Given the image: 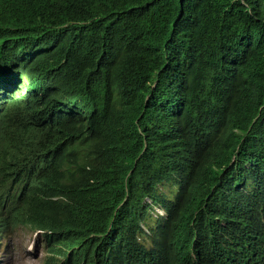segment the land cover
<instances>
[{
    "label": "trees",
    "instance_id": "16d2710c",
    "mask_svg": "<svg viewBox=\"0 0 264 264\" xmlns=\"http://www.w3.org/2000/svg\"><path fill=\"white\" fill-rule=\"evenodd\" d=\"M242 1L0 0V239L43 232L45 264H264V0Z\"/></svg>",
    "mask_w": 264,
    "mask_h": 264
},
{
    "label": "rangeland",
    "instance_id": "374dc122",
    "mask_svg": "<svg viewBox=\"0 0 264 264\" xmlns=\"http://www.w3.org/2000/svg\"><path fill=\"white\" fill-rule=\"evenodd\" d=\"M175 189L174 184L168 183L163 191L173 197ZM162 215L164 213L159 207L151 214L142 238L146 245L150 244V227H155L158 217ZM45 259L46 246L41 234L26 228L17 230L10 239L0 244V264H44Z\"/></svg>",
    "mask_w": 264,
    "mask_h": 264
},
{
    "label": "clouds",
    "instance_id": "9594fccd",
    "mask_svg": "<svg viewBox=\"0 0 264 264\" xmlns=\"http://www.w3.org/2000/svg\"><path fill=\"white\" fill-rule=\"evenodd\" d=\"M236 1H238V0H236ZM242 4H245V8H248V5L246 4V1H245V0L242 1ZM168 183H172V184H174V186H175V188H176V189H175V192H174V196H175V195L178 193V190H179V185H178L177 179H171L170 181L165 182V183L160 187V191H161V193H163V194H165V195L167 196V194L163 191V189L166 187V184H168ZM174 196H173V197H174ZM173 197L167 196L168 199H173ZM155 208H156V207H155ZM155 208H154V210H155ZM159 208L163 211L164 215L158 217L155 227H150V230H149V231H150V234H151V235L149 236L150 244L147 245L148 247L151 245V240H152V230H153L154 228H156L157 223H158V220H159L160 218L167 217L166 212H165L161 207H159ZM154 210L150 212V215H149L148 220L143 224L144 235L146 234V232H145V227L148 226L150 216H151V214L154 212ZM176 226H177V224L174 223V224H173V227H172L171 244H173L174 241H175V236H176ZM21 228H25V227H20V228H17V229H15V230H11V231H9L8 233L4 234L3 237L0 239V244L3 243L4 241H7L8 239H10V237H11V236H12L17 230H19V229H21ZM26 229H28V230H30V231H32V232H34V233H39V234H41V236H42V238H43V241H44V244H45V246H46V259L44 260V264H45V263L47 262L48 258L50 257V253H49V248L47 247V244H46V242H45V237H44L43 234H42L43 232H41V231H33V230L30 229V228H26ZM144 235H143V236H144ZM142 238H143V237H142ZM142 242H143V241H142ZM143 243H144V242H143ZM144 244H145V243H144ZM145 245H146V244H145ZM188 251L191 252V248H190ZM170 264H175V261H171Z\"/></svg>",
    "mask_w": 264,
    "mask_h": 264
}]
</instances>
